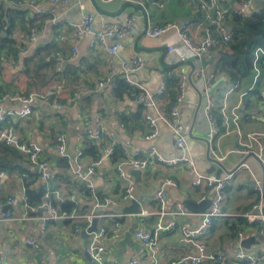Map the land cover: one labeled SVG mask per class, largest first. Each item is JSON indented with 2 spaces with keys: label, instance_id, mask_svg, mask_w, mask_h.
Listing matches in <instances>:
<instances>
[{
  "label": "crops",
  "instance_id": "crops-1",
  "mask_svg": "<svg viewBox=\"0 0 264 264\" xmlns=\"http://www.w3.org/2000/svg\"><path fill=\"white\" fill-rule=\"evenodd\" d=\"M27 1L0 0V24L3 27L2 31L0 30V37L9 38L6 33L8 28L11 31H21L23 22L25 21V25L31 11L26 5ZM35 1L43 11V20L39 25V37L36 42L30 45L22 56H17V53L15 56L16 48L11 50L7 44L3 46L0 44V94L25 95L41 92L54 83L52 81L55 78L51 77V73L55 67L56 71L62 70L66 76L60 96L68 104V108L60 110L47 103L36 101L29 105L32 110L29 116L18 118L14 114L25 105L3 102L0 104V117H4L6 122L13 125L23 141H35L42 145V155L50 164L49 186L60 189L67 196V200L73 202L81 211V214L90 212L92 198L82 182L75 178L73 169L69 165L66 169H60L55 165L57 159L61 158L53 148L56 134L63 132L67 135V150L72 156L78 150L88 147L89 143L82 138L81 133L86 127L94 128L95 118L102 116L105 125L115 134L121 132L118 123L122 118L128 128V132H125L122 138L131 146L141 149L154 147L166 160L185 158V162L173 167L150 162L146 171H140L137 182L129 174V169L126 173L135 182V193L139 188L152 191L156 185L160 183L163 185L166 181L174 184L163 188L166 193L165 210H173L177 204H181L187 214L177 218L176 228L158 234L155 264H190L186 258L193 256L195 250L179 242V230L182 226L196 227L202 213L188 210L183 202L189 200L197 204L208 197L212 199L215 191V187L211 188V185L206 183L200 186L192 185L196 175L214 177L215 174V167L208 160L209 157L211 158L208 153L209 125L203 118L199 119L195 116V110L201 101L203 79L200 80L192 74V65L195 60L185 53L175 31L171 30L161 36L150 38L144 35L143 30L146 18L157 24L185 22L189 25L188 35L193 39L202 33L193 23L200 15L196 8L199 2L197 0H146L144 13L139 7L118 0L108 3L99 0H65L55 5H49L48 0ZM239 2L240 0H225L222 7L233 10L239 7ZM252 6L257 8L264 6V0H253ZM87 14L93 17V35L100 31L103 24L118 25L128 18H133L131 32L120 40V46L112 57L106 51L109 40L105 44L92 45L93 35H87L79 43L77 54L72 58L71 45L74 33L71 27L79 24ZM169 45L174 47L177 55L182 53L183 59L167 65L165 60L170 57L167 52ZM36 53L35 59H40L42 63L48 61V55L55 56L56 64H52V71H47L50 64L43 69V74L49 73L50 77H41L40 74L34 76L32 72L29 75L26 73V69L31 68L30 65L26 66V60ZM214 53L212 51L208 54L205 63L200 61L195 63L204 69L207 75L214 76L211 89L213 97L218 104H221V100L226 96L228 109L235 106L241 97L244 106L238 121L239 131L243 135L252 132L262 134L264 142V124L244 118L249 114L264 116V105L260 100L263 80L260 78L254 81L251 74L232 82L225 74L215 70ZM133 56L139 57L143 65L130 78L148 91L160 89L165 79L175 78L180 74L188 76L183 100L177 105L185 136L183 150L174 146L169 129L160 122L157 124L158 135L152 140L144 138V131H147L143 119L145 110L137 102L134 94L117 98L110 86L98 87V83L109 76L114 79L122 77L121 63L129 61ZM171 57L176 58L175 55ZM173 90L174 88L168 89V96ZM168 96H163L158 101L162 110L166 105L163 99L167 102ZM146 111L153 116L154 112L151 109ZM215 115L217 124L224 131L226 124L217 109ZM229 129L232 130L229 134L222 135L212 144L218 154L224 157L218 162L227 171H233L223 192L222 211L226 215L245 212L260 199L259 194L253 189L252 176L260 179L264 184L263 162L248 158L244 162V167L235 169L241 161L240 156L234 152L238 147V136L233 127L230 126ZM120 158L121 155L117 152L115 157L105 158L95 166V174L91 179L99 196L119 199L124 181L117 175L115 167ZM92 162H94L93 157L85 155L84 163ZM0 170L4 173L0 179V198L3 200L8 197L13 198L10 210L16 218L0 223V259L3 264H92L85 252L91 239L90 233L86 234V230L83 231L87 222L79 221L78 226L81 231L75 234L74 224L65 225L62 220H56L49 223L46 231L40 234L41 222L38 218L45 216V211H29L27 214L23 211L24 183L30 178L29 174L36 173L35 167L23 157L17 158L0 153ZM24 175L28 176L26 180L23 179ZM225 175L222 172L220 177ZM33 179L32 187L44 188L43 181L37 175ZM156 193L141 198L136 215L126 214L131 205L130 201L97 211L104 216L91 220L90 226L93 221H96V231L100 227L109 228L112 221L117 219L129 234L114 241H103L104 260L126 264L128 260L140 259L145 264H151L152 261L134 240L132 233L153 229L160 211ZM238 218L240 217L217 218L213 221L212 227L203 237L208 253L231 256L239 249L254 254L264 251V233L258 231L255 225L243 227L240 230L243 233L240 240L237 238V233L231 232L229 226L235 225L234 220ZM163 219L167 221L169 217L165 216ZM249 238L253 240L248 243V247H241L240 244ZM28 239H33L34 244H28L26 241ZM180 260L184 261L180 262Z\"/></svg>",
  "mask_w": 264,
  "mask_h": 264
},
{
  "label": "built area",
  "instance_id": "built-area-1",
  "mask_svg": "<svg viewBox=\"0 0 264 264\" xmlns=\"http://www.w3.org/2000/svg\"><path fill=\"white\" fill-rule=\"evenodd\" d=\"M65 0H48L49 5H55L63 3ZM100 2L108 3L115 0H99ZM125 4L137 6L144 13L146 11L143 0H118ZM225 0H210L209 4L205 2L201 4V8L206 10L204 21H208L213 26L217 36H213L210 33L208 27L203 26L201 22L195 24L197 28L201 30V34L196 35L195 38L191 39L188 35L189 25L187 23H166L164 25H157L151 20H145V27L143 33L145 36L155 38L163 35L168 31H175L185 53L192 57L195 61L192 65V74L202 82L201 90V101L196 112L197 118H203L207 125H209L208 133V153L211 158L216 161L224 159L217 152V149L212 144L218 140L222 135L229 134L232 130L229 127H233V130L238 136V147L234 152L241 156L254 154L264 164V142L263 135L259 133H247L243 135L238 129V121L241 117V111L244 103L240 97L237 104L231 108L226 107V96L221 100V104H218L213 97L212 83L214 81L213 75H207L204 69L200 68L197 64L198 60L195 58H201L206 54L214 51L218 48L221 42L218 38H221L222 42H226L230 39L225 28L226 19L235 15L240 18H244L249 14L256 13L255 8L252 6L253 0H242L239 7L233 10H228L222 7V3ZM26 5L31 10L26 18V30L25 31H12L9 38L13 40L18 48V55L22 56L26 53L28 47L32 45L39 37V29L34 25L35 21L43 15V11L40 5L35 0H28ZM93 17L91 14L85 15L79 24L72 26L74 33L73 44L71 45L72 58L77 54L79 43L87 35H93L92 30ZM133 25V18H128L118 25L103 24L98 33L93 35L91 44H105L108 40L109 45L106 51L110 57H112L120 46V40L128 33L131 32ZM172 45L167 46V52L170 57H167L165 62L167 65L174 64L183 59V54L177 55ZM172 55L176 58L172 59ZM186 57V54H185ZM196 63V64H195ZM142 61L139 57L133 56L129 61L121 63L122 78L133 88L137 90L135 98L139 102L144 111L143 119L147 125V131L144 132V138L146 140H152L158 135L157 124L163 123L170 131L171 137L174 142V146L180 150L185 148V136L183 133V126L178 116L177 105L183 100L185 93V86L188 80L186 74H180L176 76L178 79L176 94L174 96L175 104L169 108L168 112H163L159 107V99L164 93V84L160 89L156 91H148L142 85L131 80L130 76L142 68ZM251 72L254 81L262 79V88L260 90L261 104L264 105V48L261 46L256 47L252 53L251 61ZM54 83L48 85L41 92L31 94H20L11 93L0 95V104L3 102L8 103H20L25 105L20 111L14 114L18 118H24L31 114L32 102L41 101L49 104L53 108L66 110L68 104L61 99L60 93L64 87V77L61 75L60 80L52 81ZM56 82V83H55ZM110 86L115 88L116 79L109 76L105 80L98 83L99 88ZM151 109L154 114L153 116L146 111ZM221 114L225 122V130L222 131L220 126L217 124L218 120L215 115V110ZM247 120L257 121L264 124V116L262 114H249L244 117ZM121 132L115 134L105 125L102 116L95 118V126L93 129L86 127L83 132L88 136L89 139L96 142V144H102L106 142L104 147L101 149V156L97 161L90 164L84 163V156L81 150H78L74 155H69L67 150V135L65 133H58L54 137L53 148L55 152L63 159L68 161L69 166L73 169L75 178L82 182L85 189L88 191L92 198L91 210L87 214H81L77 211H72L69 214L58 211V204L61 205L67 200V196L60 190L54 189L49 186L51 180L50 164L46 160L42 153L43 147L35 141H23L17 134L13 125L5 121L4 117H0V145L13 148L19 152L24 159L32 166L35 167L37 176L44 183V193L40 204L36 206H29L26 202V196H22V207L23 211L27 214L29 211L44 210L45 216L38 218L41 222L40 234L46 231L49 223L56 220L73 219L81 222H87L86 227L83 231L90 227L92 219L104 216L98 214L97 211L104 209L108 206H115L119 203H126L134 198L135 194V182L127 175L126 170H139L141 172L147 170L148 163L156 162L161 163L166 167H173L181 162H185V158L181 159H170L166 160L159 154L154 147H148L141 149L133 147L124 141L122 135L126 132L123 124L118 123ZM117 146L121 152V158L116 164L115 171L119 178L124 181L122 192L120 193L119 199L115 200L107 196H99L96 189L93 187L91 177L95 174V166L99 165L105 158H110L113 155V147ZM244 167V164L239 165L237 168ZM4 173L0 170V179ZM232 173L226 174L219 179H215L211 176L196 175L195 181L192 183L193 186H200L202 183L212 185L215 183V191L212 196L209 208L201 214L200 222L196 227L182 226L179 230V242L191 246L195 253L193 256L186 258L190 264H264V251L259 254L250 253L239 249L235 251L231 256L216 255L208 253L206 250V244L203 241V237L206 232L212 227L213 221L217 218H229V217H242L245 221L250 224L261 225L262 228L259 230L264 233V214H263V193L264 184L260 179L252 176L253 189L256 191L260 199L254 203L248 210L240 214H229L226 215L222 211L223 192L225 190L226 182L231 178ZM27 175L23 176L26 180ZM174 185L171 181H166L161 189L156 193V201L160 211L158 212L159 217L156 220L152 230L135 231L132 233L134 240L138 245L146 252L147 257L150 259L151 264L156 263V246L158 234L162 231H170L177 226V218L181 215H186L187 211L181 204H177L173 210H165L166 193L164 186ZM13 203V198L8 197L4 202H0V223L8 220H15L10 206ZM56 204V205H55ZM6 208V209H4ZM168 216L169 220L164 221V217ZM81 228L76 225L74 227V233L78 234ZM127 234V231L122 227L121 223L114 219L109 228L100 227L94 233H90L91 239L89 244L85 248V252L88 255L90 263L92 264H118L115 261L107 262L103 259V241L110 240L114 241L118 238ZM243 233L238 232V240L242 239ZM28 244L33 245L34 240H26ZM185 260V259H184ZM184 260H180L184 261ZM0 264H3L0 259ZM126 264H145L140 259H131Z\"/></svg>",
  "mask_w": 264,
  "mask_h": 264
},
{
  "label": "trees",
  "instance_id": "trees-1",
  "mask_svg": "<svg viewBox=\"0 0 264 264\" xmlns=\"http://www.w3.org/2000/svg\"><path fill=\"white\" fill-rule=\"evenodd\" d=\"M143 1L145 4L146 0H143ZM197 1L199 3L196 5V8L199 11L200 15L198 19L195 20L193 23L197 24L201 22L203 26H206L209 28L211 35L217 36L213 26L210 25L208 21H204L206 10L201 8V4L204 3V1L203 0H197ZM241 1L242 0H240L239 3H241ZM255 10H256V13L249 14L248 16L244 18H240L235 15L229 16L225 21V28L228 34L230 35V39L226 42H222L221 38H218L221 44L218 48L214 49V52H215L214 54L216 56V60L214 63L215 70L220 73L225 74L226 77L232 82L243 79L252 74L251 61H252L253 50L258 46H261L264 48V6L260 8L256 7ZM39 18L34 23V25L38 29L40 27L39 25L41 21L43 20V15ZM24 22H23L21 31L26 30V23L24 25ZM166 23H174V22H164L161 24H157V23L155 24L164 25ZM2 29L3 27H1V24H0V30L2 31ZM11 32L12 31L10 30V28L6 30V33L8 34V36L10 35ZM0 44H2V46L7 44V47L10 48L11 50H14L16 48V52L14 51V53H15V56L17 53V56H18V48L13 40L7 37H0ZM36 56H37V53L34 54V56L30 57L28 60H26V66H29V65L31 66L30 69H26V73L28 75L31 74L32 72L34 76L40 74L41 77H50L49 73L43 74L44 67H47L50 64L47 71H50V70L52 71V69L54 68V70L51 73L52 74L51 77L53 76L55 80L59 81L61 75H63L64 82H65L66 76L64 72L62 70L56 71L55 67L52 68V64L53 65L56 64L54 55H48L49 56L48 61L45 63H42L40 59H37V58L35 59ZM177 82H178V79L176 77L175 78L171 77L170 79L168 78V80L165 79L164 81L165 90L160 99H162L163 96L164 97L168 96L167 91L169 88H174V90L168 96L169 101L167 100L166 102L165 101L166 99H163V103L166 104L164 106L163 112L165 111L167 113L169 108H171L175 104L174 96L176 94ZM112 92L115 97L119 98L121 96L131 95V94H134L135 96L137 93V90L131 87L122 77H120V78H116V86L115 88H112ZM0 95H3V94H0ZM119 120H120V123L124 125L126 132H128L127 125L125 124L123 119L121 118ZM81 135H82V138H84L85 141H88L89 143L86 149L81 150L83 156L85 157V155H90L91 157H93L94 161H97L101 156V149L104 147L106 142L98 145L93 140H90L83 131ZM117 152L120 153L121 155L119 147L114 146L112 157H115ZM0 153L5 154V155H12L13 157H17V158L23 157L19 152H17L13 148L6 147L3 145H0ZM55 165L60 169H66L69 164L67 160L60 158V159H57ZM35 174L36 173L29 174L30 178H28V181L24 183L26 202L31 207L40 204L42 200V195L44 193L43 187L37 188V189L32 187L34 183L33 178L37 175ZM4 201L5 200L0 198V202H4ZM57 207H58L59 212H64L65 214H69L74 210L81 213V211L77 209L75 204L73 202H70L69 200H66L61 205L58 204ZM62 221L65 225L72 223L74 224V226H76L80 224L78 220H73V219H64ZM234 224L235 225H230L229 229L231 230L232 233H237V234L243 227L250 225L242 217L235 219ZM254 225L256 226L258 231L262 228L261 225H258V224H254Z\"/></svg>",
  "mask_w": 264,
  "mask_h": 264
},
{
  "label": "water",
  "instance_id": "water-1",
  "mask_svg": "<svg viewBox=\"0 0 264 264\" xmlns=\"http://www.w3.org/2000/svg\"><path fill=\"white\" fill-rule=\"evenodd\" d=\"M206 4H209L210 3V0H203ZM208 57V54L204 55L203 57L201 58H195L197 59L198 61L202 62V63H205V58ZM211 60H213V58H211ZM192 72V71H191ZM199 105L197 106L196 110H195V116H196V112H197V109H198ZM241 158V161L237 164V167L239 165H242L244 164V162L248 159V158H254L256 159L257 161L261 162L254 154H249V155H246V156H241L240 154H238ZM209 162L215 167V174H214V178L215 179H219L220 178V175L221 173H225V174H230L232 173L233 171H227L223 165L216 161L215 159L213 158H208ZM129 174L132 175L135 179H136V182L139 180V177H140V171L138 170H129ZM215 183H213L211 185V188L215 187ZM162 187V183L156 185L152 191L150 190H144L143 188H139V190H137V193H135V196L134 198L130 201V207H128V210L126 212V214H138V210H139V202L141 200L142 197H149V196H152L154 193H156L157 191H159ZM210 202H211V198L208 197L207 199L205 200H202L200 202H198L197 204L195 202H192V201H189V200H185L183 202L184 206L190 210V211H195V212H200V213H203L205 212L209 206H210ZM6 209V208H4ZM263 214H264V208H263ZM96 231V221H93L92 222V225L86 230V234H89V233H92V232H95ZM133 231V230H132ZM129 234H127L128 236ZM253 238H249L248 240H245L243 241L240 245L241 247H248V243L250 241H252Z\"/></svg>",
  "mask_w": 264,
  "mask_h": 264
}]
</instances>
